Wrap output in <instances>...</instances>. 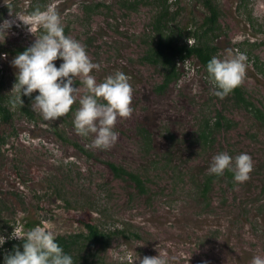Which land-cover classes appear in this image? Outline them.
Wrapping results in <instances>:
<instances>
[{"label":"rangeland","instance_id":"rangeland-1","mask_svg":"<svg viewBox=\"0 0 264 264\" xmlns=\"http://www.w3.org/2000/svg\"><path fill=\"white\" fill-rule=\"evenodd\" d=\"M214 3L218 25L207 40L216 57L225 49L247 56L241 87L249 104L217 97L194 57L176 55L174 76L160 87L169 69L146 55L161 32L172 47L195 42L191 33L205 15L200 0H0V24L16 20L0 35V94L10 113L0 119V236L34 228L85 236V224L95 225L100 241L76 237L64 251L74 264H140L158 255L168 264H251L264 257V0ZM50 7L65 35L100 66L92 73L98 83L117 71L131 78L134 112L118 120L110 150L76 133L79 100L66 116L46 121L31 106L38 91L21 96L14 87L12 60L42 34L22 20ZM73 86L87 94L80 78ZM219 153L249 154L251 178L240 184L231 171L209 174ZM107 162L138 173L145 191ZM7 251L0 245L2 257Z\"/></svg>","mask_w":264,"mask_h":264},{"label":"clouds","instance_id":"clouds-1","mask_svg":"<svg viewBox=\"0 0 264 264\" xmlns=\"http://www.w3.org/2000/svg\"><path fill=\"white\" fill-rule=\"evenodd\" d=\"M22 21L33 35V25L42 34L38 38L34 35L36 39L32 46L12 60V65L18 69L14 87L21 96L31 97L38 91L31 106L46 121L66 116L79 100L80 107L74 116L76 133L85 138L93 137V147L110 150L118 141L119 133L115 131L118 120L131 119L134 112L131 78L117 71L98 83L92 73L100 66L91 61L79 41L65 35L61 16L55 8L43 12L37 9L30 21ZM14 24L15 19L5 20L0 24V35H5ZM3 58H7L6 53ZM58 59L63 60L59 68L54 63ZM246 62L245 54L235 53L232 49H225L223 59L216 56L210 59L206 70L217 89L214 92L217 97L226 98L244 83ZM76 78L81 79L87 94L78 96L80 90L73 86ZM226 170L233 172L234 180L242 184L251 178L254 161L247 153H241L235 159L227 153L215 155L209 174L219 177ZM10 238L24 241L23 252L17 249L14 254L7 255L5 264H74L73 258L64 252L50 231L34 228L25 235L12 233ZM5 240L6 237L0 236V245ZM140 264H168V261L161 255L145 256ZM251 264H264V257H253Z\"/></svg>","mask_w":264,"mask_h":264},{"label":"trees","instance_id":"trees-1","mask_svg":"<svg viewBox=\"0 0 264 264\" xmlns=\"http://www.w3.org/2000/svg\"><path fill=\"white\" fill-rule=\"evenodd\" d=\"M165 1V0H164ZM205 9V15L202 19V22L199 26V29H194L191 35L195 38V42L192 45H188L187 43H183L182 45L172 47L170 46V42L168 40H164L162 38V32L160 38L156 40L154 46L147 53L146 57L149 58L152 62L157 63L161 61L162 65H166L168 67V71H166L163 83L160 86L161 88L166 86L174 76L175 70V56L178 55L180 58L185 57H194L197 59L200 67L204 70L205 75L210 79L209 74L207 73L206 67L210 59L214 56L215 47H213L207 40L209 35L213 34L214 27L218 25V8L214 3V0H200ZM168 11L166 8L163 9L161 18H166ZM158 22V21H157ZM211 80V79H210ZM214 84V83H213ZM232 98L236 100V102H242L244 104H249L243 97L242 87H237L232 93ZM10 113L9 110L3 103L2 95L0 94V119L2 121L7 122L9 120ZM107 166L112 171V173L116 177H127L135 186V188L139 192L145 191L144 181L141 176L132 171H128L124 169L120 165H116L111 162H107ZM209 181L204 183L203 192L205 193L208 189ZM87 234L85 236L80 234L67 235V236H56V242L63 248L64 251H67L70 247V244L75 242L76 237H83L90 240L91 243L96 244L102 238V233L98 231L95 225L86 223ZM21 240H14L9 238L5 241V246L8 247L7 253L2 257L0 254V264H5V257L9 254H14L15 250H19L23 252V247L21 246Z\"/></svg>","mask_w":264,"mask_h":264}]
</instances>
